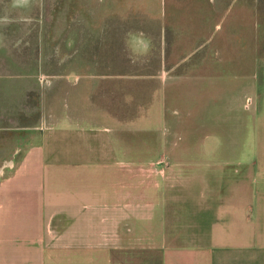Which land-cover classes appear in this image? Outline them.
Returning a JSON list of instances; mask_svg holds the SVG:
<instances>
[{
	"label": "crops",
	"instance_id": "crops-1",
	"mask_svg": "<svg viewBox=\"0 0 264 264\" xmlns=\"http://www.w3.org/2000/svg\"><path fill=\"white\" fill-rule=\"evenodd\" d=\"M43 3L0 0V132L20 136L11 157L0 159V264H128L129 243L152 254L135 264H264V89L261 96L252 87L247 144H203L204 162L209 167L221 156L216 166L222 173L206 171L179 195L157 187L151 210L138 201L130 208L136 216L151 215L136 218L130 236L122 129L96 123L94 88L84 97L87 107L81 106L69 89L63 94L64 85L75 87L79 78L59 75L61 95L53 121L47 118L41 54L58 33L33 29L42 15L31 7ZM23 7L30 11L18 10ZM106 113L112 117V105ZM236 116L231 112V119ZM197 182L201 201L189 206L185 200ZM180 196L186 199L178 202Z\"/></svg>",
	"mask_w": 264,
	"mask_h": 264
},
{
	"label": "rangeland",
	"instance_id": "rangeland-1",
	"mask_svg": "<svg viewBox=\"0 0 264 264\" xmlns=\"http://www.w3.org/2000/svg\"><path fill=\"white\" fill-rule=\"evenodd\" d=\"M42 7H31L42 15L33 29L58 33L41 54L47 118L53 121L61 95L59 75L70 73V82L79 78L75 87L64 85L63 94L69 89L81 106L87 107L84 97L94 88L96 123L122 129L130 236L136 218L151 217L136 216L130 208L138 201L151 210L157 187L179 195L206 171L222 173L216 166L221 156H213L209 167L204 162L203 144L250 141L252 87L261 96L264 89V0H44ZM256 124L263 130L262 115ZM18 139L0 132V159L11 157L9 148ZM168 180L174 183L163 182ZM199 184L193 196L178 202L198 204ZM144 250L129 243L128 264L152 255Z\"/></svg>",
	"mask_w": 264,
	"mask_h": 264
},
{
	"label": "bare ground",
	"instance_id": "bare-ground-1",
	"mask_svg": "<svg viewBox=\"0 0 264 264\" xmlns=\"http://www.w3.org/2000/svg\"><path fill=\"white\" fill-rule=\"evenodd\" d=\"M18 1V0H17Z\"/></svg>",
	"mask_w": 264,
	"mask_h": 264
}]
</instances>
